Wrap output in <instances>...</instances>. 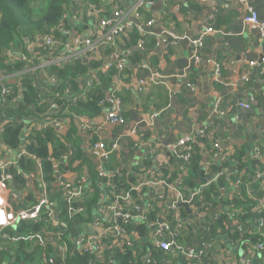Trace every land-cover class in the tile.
<instances>
[{
    "label": "crops",
    "instance_id": "obj_1",
    "mask_svg": "<svg viewBox=\"0 0 264 264\" xmlns=\"http://www.w3.org/2000/svg\"><path fill=\"white\" fill-rule=\"evenodd\" d=\"M136 1L109 0L103 10H95L77 2L64 13L65 23L61 26V33L64 35L63 32L68 31L80 36L82 40L90 39L95 45L99 44V57L104 58L103 51L106 47L113 48L114 44L118 46L105 59L106 63L116 61L128 65L132 54L141 53V59L132 72V81L129 83V90L135 95L136 111L130 116V151L127 148L128 140H119L118 152L115 159L113 158V163H117L119 167L114 171L106 170V174L111 176L120 171L125 172L127 176L135 179V183L138 182L137 186H133V198L130 195V198H125L123 195L114 211L124 218L118 221L120 234L116 239L107 236L98 244H88L95 237L96 230L108 222L109 212L105 208L112 203L104 188L98 187L94 192L91 191L93 201L96 202L88 217H73L67 224L66 238L70 242L69 248L81 252H84L83 248H88L87 251L98 252L108 245L112 249L120 248L119 242H125L126 249L134 252V264H181L178 259H171L173 252L162 250L157 243L155 233L162 225L167 227V232L178 230L185 250L202 252V264H258L260 253L244 245H234L229 237L226 238V234L235 228L233 220L223 222V229L216 236L213 235V225L227 212L222 204L209 206L207 211H203L202 208L207 204H204L205 201H199V207L194 205L195 202L190 203L188 210L191 213L182 207L170 205L174 201V192L180 181L181 185L192 181L184 173L183 165L176 155L178 142L181 140L196 143L201 156L198 170L192 171L193 183L190 186L184 185V191L181 190L185 198H195L210 185H214L221 198L232 199L235 197L233 194L242 186L250 190L255 185H260L255 175L264 171V81H259L258 78L259 75H264V65L257 63L258 55L254 49L260 48L264 55V40H260V37L243 25L245 4L239 0H214L212 3L198 0H150L152 4L145 9L146 14L142 18L144 24H140L153 47L145 49L139 41L132 45L128 34L118 39L108 37L102 44L97 42L102 33L99 21L114 20L115 12L128 15ZM247 1L257 11L260 19H264V0ZM193 3H199L203 10L200 13L194 10L191 7ZM217 8L231 11H223L219 25L214 26L213 22L215 32L204 38V52L202 51L197 63L193 59L194 47L190 41L204 32L205 23L215 18ZM127 20L133 22L130 16ZM147 22L151 24L145 27ZM217 32L222 37H215ZM64 36L66 39V35ZM58 42L62 46V41ZM14 49H17L16 45ZM250 62L254 64L251 65ZM218 66L220 74L217 77ZM37 69L38 67L34 69L35 72L30 73V78L35 88L41 94H46L57 84ZM150 73H157L161 77L160 83L148 84L140 93L136 81ZM118 82L120 81L116 83L117 88L122 86H118ZM1 87L2 85L0 89ZM255 90L262 97L261 103L250 110H244L240 105ZM219 100L227 112L226 116L219 115L216 110ZM4 114L0 117V128L8 119ZM102 119L90 122L100 125ZM82 120L90 124L88 120ZM32 121L25 123L22 133L25 136L29 132L28 124ZM98 121L100 122L97 123ZM103 131L100 136L108 139L107 141L116 135L111 127H104ZM21 140L24 147L25 138L21 137ZM79 140L84 141L81 147L93 154L92 147L85 142L86 139L80 135ZM13 151L15 154H12ZM23 154L22 147L17 150L8 149L0 141V167L5 172L13 168L26 179L27 184L23 191L17 192L13 188V180L10 183L9 189L16 195L11 202L13 210H30L44 200L52 208L53 218H57V192L53 191L54 197L47 199L41 179V165L37 160L33 159L35 168L30 174L19 170L18 160ZM91 158L93 161L97 159L94 154ZM160 166L167 171L166 177L160 183L157 182V185L147 183V170H157ZM76 168H79L78 164L74 166ZM82 171L80 174L68 172L64 177L58 174L59 181L69 186L79 184L77 188L81 186L84 191H89L87 172ZM71 179L73 180L70 182ZM220 180L224 184L223 188L218 185ZM237 180L240 184H237ZM140 182L143 183L142 186H139ZM85 183L87 189L84 188ZM5 195L8 196L9 191ZM262 207L264 194L253 212ZM41 211L47 216L45 210ZM149 214L153 219L148 221ZM47 222L50 223L48 216ZM34 247L37 250L28 253L33 258L32 262L38 259L44 261L45 257L52 262L53 259L49 256L51 249L39 245ZM3 248L5 244L0 242V250ZM45 250L47 251L44 252ZM9 257L15 258L14 253L8 251L4 256L0 251V264H9ZM111 262L118 264L114 259Z\"/></svg>",
    "mask_w": 264,
    "mask_h": 264
},
{
    "label": "trees",
    "instance_id": "obj_2",
    "mask_svg": "<svg viewBox=\"0 0 264 264\" xmlns=\"http://www.w3.org/2000/svg\"><path fill=\"white\" fill-rule=\"evenodd\" d=\"M77 2L95 10H103L107 7L109 0H0V83L5 82L8 78L14 80V83L4 85L9 94L4 100L0 99V117L5 113L4 115L9 118L0 128V141L8 149L17 150L21 147L24 149V154L18 160V168L25 174L33 172L32 170L35 168L33 159L40 163L41 179L47 192V199L54 197L53 191L57 192V198L59 199L57 200V218L59 221H66L67 224L71 219L68 217L70 214L69 209L74 207V204L66 201L65 191L63 188L61 189L58 174L64 177L68 172L78 174L83 172L82 170L87 172L89 191H86L82 197L83 201L80 203L83 211L74 216L78 219L88 217L92 206L96 202L93 201L91 191L94 192L98 187L104 188L112 200L114 195L120 199L125 193H129L133 198V186L138 185V182L135 183V179L132 176H127L125 172L120 171L113 174V176H101L100 169L103 168L105 171L118 169L119 165L113 163L118 150H113L112 146L115 143L119 145V140H128L127 148L128 152L130 151V116L136 111L134 109L135 95L129 90V83L132 81V72L139 64L141 53L132 54L129 57V64L123 65L121 68L115 62H110L111 67L105 68L108 64L105 59L113 54L115 47H118L114 44L113 48H105L103 51L104 58L99 60L84 61L79 58L63 65L44 66L46 58L58 52L54 49L48 50L46 46L26 48V42L33 43L37 37L46 36L56 41L61 40L62 45L65 44L69 38L66 36L65 39L60 31L61 26L65 23L64 13L69 10L70 6H75ZM191 7L199 13L203 10L199 3H193ZM217 9L218 13L215 18L213 17L205 23V27L212 32H215L212 27L213 22L214 26L215 24L219 25L220 16L224 15V9ZM226 11H231V9ZM139 13V22L143 23L142 18L146 14L145 9H140ZM127 34L132 45L139 41L145 49L153 47L150 44L151 42L147 40L146 33L141 36L136 27ZM123 40L126 47L125 38ZM15 45L17 49H14ZM118 45L122 48L121 44ZM8 50L14 54L12 56L6 55L5 53ZM18 51L26 55L27 61L20 60L19 56L16 55ZM202 51L203 49L200 50V53ZM31 67H38L37 71L45 75L46 78L53 79L57 86L49 90L48 93L41 94L30 78V73L36 70L27 71ZM17 74L18 76H15ZM258 79L264 81V75H259ZM118 80L122 84L119 88L116 87ZM81 95H84V99H80ZM253 96L256 99L253 106H257L261 103L262 97L257 90L253 92ZM115 98L121 109L120 115L125 120L123 125L111 126L116 135L109 141H107L108 139H102L100 133L95 131L96 127L99 126L96 124H87V131L83 133L82 126L85 123L79 120L95 121L104 118L105 114L113 109ZM52 105H54V109L51 108ZM54 118L67 119L69 121L68 127L63 131H58L53 126H43L49 119ZM27 121L32 122L28 124L29 132L25 136L22 133ZM80 135L86 139L85 142H88L92 148L99 143L103 144V151L108 153L103 163L99 159L93 161L91 158L93 154L88 153L81 147L84 141L79 140ZM21 137L25 138L24 147L21 145ZM191 146L189 159L183 162V171L187 174L188 179H192V181L185 182L182 185L180 181L177 185L180 191H184V185L190 186L193 183L194 175H192V171L198 170L201 161L198 146L196 143ZM76 164L79 165V168L74 169ZM55 168H57V171H55ZM7 173L11 175L14 190L20 192L26 188V179L20 176L16 170L10 168ZM166 175L167 171L162 166L157 170L150 169L147 170V181L159 182ZM108 181H112V185H107ZM10 183L8 184L9 188ZM78 185H66V188L72 190L77 188ZM218 185L219 187L224 185L222 180ZM216 189L214 185H210L200 194L201 201H205L204 204L207 203L206 207L202 208L203 211H207L209 206L216 207L218 204H222L227 208L225 215L219 217L213 225V235L216 236L220 229H223V222L230 219H227V213L231 212L234 219L241 224L242 230L238 231L235 227L226 234V238L229 237L234 245H244L255 250L258 244L264 243V210L253 212L257 209L258 202L263 197L264 183L259 186L255 185L250 190H246L242 186L237 193L233 194L235 197L232 199L221 198ZM198 198L199 196L194 198L196 207L200 206V203L196 201ZM28 199H30V195ZM150 215L147 217L148 221L153 219ZM260 220L263 221L262 225L259 222ZM141 228L142 226H140ZM126 229L128 230L127 224ZM54 233L58 234L70 246V242L66 238V232L55 229L51 223L48 224L47 216L41 212L38 223L19 222L15 226L3 230L0 234V242L5 244V248L0 251L4 256L8 254V251L14 253L15 258H8L9 264H21L20 262L28 264H112L111 259H114L118 264L135 263L134 252L126 249L125 242L121 244L119 242L118 246L120 248L112 249L108 245L107 248L99 249L98 252L69 250L65 254H61L59 247L54 243L46 242L43 247L51 249V255L49 256L52 257V262H49L46 257L44 258L46 262L43 259L32 262L33 258L28 253L32 250L36 251L37 247L25 243V238L32 237L34 240H38V237L46 238L49 234L51 236ZM3 234L8 238H3ZM177 241L182 243L180 235L177 237ZM106 243L108 244V241ZM257 252L261 255L258 264H264V252ZM173 255H171V259H178L181 264H188L182 254L174 252ZM194 262L202 264L203 260H194Z\"/></svg>",
    "mask_w": 264,
    "mask_h": 264
},
{
    "label": "built area",
    "instance_id": "obj_3",
    "mask_svg": "<svg viewBox=\"0 0 264 264\" xmlns=\"http://www.w3.org/2000/svg\"><path fill=\"white\" fill-rule=\"evenodd\" d=\"M202 3H212L214 0H198V2ZM242 3L245 4L244 10L245 14L242 17V23L246 27L248 31L253 32L256 34L258 37H260V40H264V19H260L256 11L253 10V7L248 3L247 0H239ZM150 0H137L134 4V6L130 9L128 15L122 13V12H115L114 13V20H109V19H102L99 21V27L102 31L101 37L98 38L97 42H101L100 44L104 43L108 37L110 38H121L122 36L126 35L129 33L131 30H133L135 27L138 31V33L141 36L145 35V32L143 31V26L139 22L140 18V9H147L151 5ZM128 16L131 18H136L138 23L132 22L130 20H127ZM151 22H147L145 24L146 26H150ZM64 35H66L69 40L63 44L62 46L59 45V42L56 41L55 39L51 37H37L33 43L26 42V48L31 49L33 47L37 46H46L48 50H56L58 53L56 54H51L46 58L44 66L46 65H63L66 64L70 61H75L78 60L79 58H82L84 61H89V60H99L102 58L98 56V45H95L94 41H91L90 39H84L82 40L80 36L73 35V33L64 31ZM210 29L206 28L204 29V32L200 34L197 38L192 39L190 43L194 47V55L193 59L195 62L200 61V50L202 49V43L204 41V38L212 34ZM53 50V51H54ZM16 51V50H15ZM8 56H12L14 53L12 51H7L5 53ZM17 56H19L21 61H27L26 55L22 54L21 52L16 53ZM55 55V56H54ZM116 60V59H114ZM28 62H30L28 60ZM115 62L116 65L121 68L123 65L120 62L112 61ZM251 65L254 64V62H250ZM111 67V63L109 62L105 68ZM37 67H31L27 71H30L32 69H35ZM217 71V77L220 74V69L218 66ZM15 76H18L15 75ZM14 76V79H15ZM161 77L157 73H150L144 78H141L137 81V90L138 91H144L145 87L148 84H158L160 83ZM1 80V79H0ZM13 80V78H8L5 82L0 83L2 85L0 89V99L4 100L5 97L9 94V91L5 88V84L7 82ZM121 83L118 82V86H120ZM193 88V86H192ZM80 99H84V95L80 96ZM256 103V99L253 95H251L247 101L240 106L244 110H250L253 105ZM113 109L109 112H107L102 119L101 124L96 127V132L103 134V128L104 127H111L114 125H123L125 123V120L121 117L120 115V107L116 101L113 100ZM221 106V107H220ZM51 108H55L54 105L51 106ZM216 110L221 116H226V111L225 109L222 108L221 101L219 100L216 104ZM156 117V115H154ZM83 123H85L82 126L83 133H86L87 131V122L85 120H81ZM69 121L64 118H54V119H49L43 126H53L55 127L58 131H63L68 127ZM42 126V127H43ZM131 132V131H130ZM132 133L135 134L134 130H132ZM194 142H188L187 140H181L178 142V148L176 150V155L180 159V162L183 165V162L188 161L189 156H190V149L191 145ZM118 144L115 143L112 146L113 150H116L118 148ZM94 156L99 159L101 162L106 159L108 156V153H105L103 151V144L99 143L95 147L92 148ZM100 175H107L106 171L104 169H100ZM111 176V175H108ZM255 179L259 181L262 185L264 183V171L261 173H258L255 175ZM11 182V175H9L7 172L4 171L3 167H0V234H2V231L11 227L15 226L19 222H28V223H38L40 221V216H41V210H45L47 213L48 218L50 219L51 225L55 229L63 230L66 232L67 229V222L60 220L58 218H53L54 213L51 207L47 204L46 201L43 200L41 204H38L34 206L30 210H22V209H17L13 210L11 206V202L15 200L16 195L14 192H12L8 184ZM152 182V183H151ZM158 181H149L147 183H151L152 185H157ZM237 184H240V181L237 180ZM61 189H64L65 193V199L68 203H73L74 207H71L69 209L70 214L68 215L69 218L74 217L76 214L80 213L83 211L82 207L80 206V203H82V197L85 194L86 191L81 189L82 187L80 186L79 188H74L72 190H69L68 187L66 188V185L64 182H60ZM107 185H112V181H108ZM143 183L139 184V186H142ZM43 187L44 184H43ZM84 188L87 189L86 183L84 184ZM108 188V187H107ZM9 191V195H5V193ZM125 198H130L129 193H125ZM199 196V198L196 200L197 202L202 200V197H200V194L196 195ZM123 199V197H119L114 195L112 198V203L108 204L105 208L106 211L109 212L108 216V222L103 225L101 228H98L96 230V235L94 238L89 240L88 244L93 245V244H98L102 239H104L107 236H112L114 239L117 238V236L120 234V230L118 228L117 221L118 219L124 220L122 216H119V214H115L114 211L117 209V205L119 202ZM175 201V202H174ZM174 201L171 205V207H175L176 202H182V203H187L188 205H191L194 203V198H185L181 191L177 188L174 192ZM191 203V204H190ZM264 210V207H262L260 210H257L258 212ZM44 214V213H43ZM227 217L230 218L231 220L234 221L235 227L238 231L242 230V226L239 223L238 220L234 219V215L229 212L227 213ZM262 225L263 221H259ZM178 229V228H177ZM167 227L162 226L159 228V230L155 233L156 238H157V243L160 246V248L164 251H170V252H176L182 254L185 259L188 261V264H196L194 260H199L200 254L202 252H194L193 250H185L183 245L177 241V237L179 236V232L173 231L167 232ZM168 233L166 235L165 233ZM51 234V233H50ZM50 234L46 238H41L38 237V240H34L32 237H26L25 241L28 242V244L32 245H39V246H44V244L47 243H54V245H57L59 247V251L61 254L67 253L70 248L67 242L62 240L58 234ZM4 235V234H3ZM53 237V239H52ZM3 238H8V236L4 235ZM126 244V243H125ZM88 248H83L82 251H87ZM256 251L264 252V243H260L255 247ZM46 262V261H44Z\"/></svg>",
    "mask_w": 264,
    "mask_h": 264
},
{
    "label": "water",
    "instance_id": "obj_4",
    "mask_svg": "<svg viewBox=\"0 0 264 264\" xmlns=\"http://www.w3.org/2000/svg\"><path fill=\"white\" fill-rule=\"evenodd\" d=\"M132 20H133V22H135V23H138V21H137V19L136 18H132ZM215 37H222V34L220 33V32H217L216 34H215ZM254 51L257 53V55H258V60H257V63L259 64V65H264V55H263V53H262V51H261V49L260 48H258V49H254ZM12 83H14V80H11V81H9V82H7V84H12ZM108 96V95H107ZM7 120H9V118L7 119ZM10 120H12V119H10ZM13 120H15V119H13ZM12 120V121H13ZM100 121H98L97 123H99ZM88 123H90V124H94L93 122H90V121H88ZM89 150H90V148H89ZM12 154H15V152L13 151V153ZM103 163V162H102ZM105 171V170H104ZM58 178H59V176H57ZM73 179H71L70 180V182L72 181ZM171 206V205H170ZM175 207H182V208H184V209H186V211L188 212V213H191V211L190 210H188L189 208V205L187 204V203H182V202H176L175 203ZM241 252V251H240Z\"/></svg>",
    "mask_w": 264,
    "mask_h": 264
},
{
    "label": "rangeland",
    "instance_id": "obj_5",
    "mask_svg": "<svg viewBox=\"0 0 264 264\" xmlns=\"http://www.w3.org/2000/svg\"><path fill=\"white\" fill-rule=\"evenodd\" d=\"M253 10L256 11L254 8H253ZM256 12H257V11H256ZM257 14H258V13H257ZM258 16H259V14H258Z\"/></svg>",
    "mask_w": 264,
    "mask_h": 264
}]
</instances>
